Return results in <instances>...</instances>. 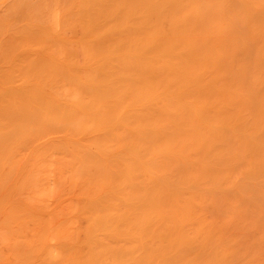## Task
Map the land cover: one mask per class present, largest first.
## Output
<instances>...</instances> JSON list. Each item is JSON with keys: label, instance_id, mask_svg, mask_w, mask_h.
I'll use <instances>...</instances> for the list:
<instances>
[{"label": "bare ground", "instance_id": "bare-ground-1", "mask_svg": "<svg viewBox=\"0 0 264 264\" xmlns=\"http://www.w3.org/2000/svg\"><path fill=\"white\" fill-rule=\"evenodd\" d=\"M0 264H264V0H0Z\"/></svg>", "mask_w": 264, "mask_h": 264}]
</instances>
